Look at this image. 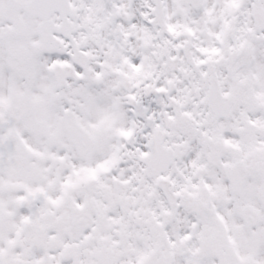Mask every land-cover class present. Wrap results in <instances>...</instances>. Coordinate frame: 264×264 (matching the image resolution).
I'll return each mask as SVG.
<instances>
[{"label":"snow or ice","instance_id":"snow-or-ice-1","mask_svg":"<svg viewBox=\"0 0 264 264\" xmlns=\"http://www.w3.org/2000/svg\"><path fill=\"white\" fill-rule=\"evenodd\" d=\"M0 264H264V0H0Z\"/></svg>","mask_w":264,"mask_h":264}]
</instances>
